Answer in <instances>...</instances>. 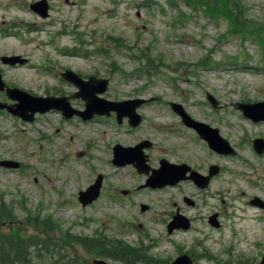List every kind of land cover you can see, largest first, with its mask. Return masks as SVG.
I'll use <instances>...</instances> for the list:
<instances>
[{"label":"rangeland","instance_id":"rangeland-1","mask_svg":"<svg viewBox=\"0 0 264 264\" xmlns=\"http://www.w3.org/2000/svg\"><path fill=\"white\" fill-rule=\"evenodd\" d=\"M35 1L0 0V57L28 58L17 66L0 59L7 84L41 96L68 94L77 87L61 72L71 68L82 76L109 78L104 98L153 101L138 109L145 119L138 128L119 124L115 116L65 120L58 110L26 122L0 109V159L21 163L18 168L0 165V210L3 219L10 210L14 216L0 222V240L19 230L22 237L41 232L49 249L34 252L33 264H92L97 254L81 240L96 237L125 241L149 264H171L185 252L196 255V264H258L264 258V208L250 200L264 199V154L252 142L264 138V121L255 122L234 104L264 101V40L252 27L264 26V0H237L246 27L236 32L227 18L183 0H175L176 5L168 0H48L46 18L31 9ZM0 100L11 102L1 91ZM171 101L219 128L232 146H240L237 155L214 151L182 123ZM84 103L73 100L79 109ZM143 138L154 144L152 167L165 157L206 170L217 164L221 173L203 191L189 181L138 189L148 175L133 165H114L112 149ZM99 173L104 176L101 195L83 206L79 191ZM184 196L198 205L188 206ZM142 203L149 210L142 211ZM178 207L193 218V226L169 234L167 224ZM214 212L220 214L219 228L209 222Z\"/></svg>","mask_w":264,"mask_h":264},{"label":"water","instance_id":"water-1","mask_svg":"<svg viewBox=\"0 0 264 264\" xmlns=\"http://www.w3.org/2000/svg\"><path fill=\"white\" fill-rule=\"evenodd\" d=\"M31 9L46 18L49 16L50 5L48 0H38L30 5ZM27 58L22 55H4L2 61L10 65L24 64L27 62ZM64 78L74 83L78 88L73 98L80 97L86 102V109L84 111L77 110L71 106L68 97L59 96H41L30 93L29 91L19 88L11 87L7 85L3 79V75L0 72V90H6L8 96L12 100H17L15 104H7L0 101V108L7 109L14 115L22 117L24 120L33 121L37 112L45 113L51 109H57L63 111L64 115L71 117L75 114L82 116L85 119L91 118L94 114H110L111 111H116L118 119L121 121L124 116L130 117L132 125H138L141 122V115L137 109L146 101L143 98L136 99H124V100H111L99 96L103 94L109 86V78H102L97 76H90L88 79L82 78L78 73L72 69H67L63 73ZM207 98L214 107H219V100L211 93H207ZM237 108L241 109L245 116L251 118L254 121H264V101L258 102H237L234 104ZM171 106L188 125L196 129L201 138L208 141L211 148L218 152L225 154H235L229 141L224 138L219 128L212 127L211 125L195 120L184 108L181 103L171 102ZM150 145L148 141H144L136 146L125 147L121 144H117L114 147V163L119 166L126 165L127 163H135L140 172L149 173L152 170V175L149 176L147 182L142 186L163 187L165 185H175L182 179H194L200 186L206 187L218 170L216 166H211L210 174L207 176L199 174L197 171L187 164L172 163L167 159L161 160L159 168L153 169L147 163V158L143 153V147ZM254 148L258 153L264 151V139L256 138L254 140ZM136 161V162H135ZM0 165L9 168L20 167V162L12 159L0 160ZM191 170L190 175L188 172ZM103 175L98 174L94 183L90 184L86 189L79 191V200L86 206L95 201L101 194L103 185ZM127 193V190L124 191ZM253 204L259 205L264 208V200L260 197H256L252 200ZM148 206L142 204V210L145 211ZM218 214L210 216L209 222L211 225L220 226L217 219ZM191 227V221L189 217L177 213L173 219L168 223V233L172 234L178 229H189ZM94 264H117L107 261L103 258L94 259ZM172 264H193V259L188 253L178 255ZM230 264H243L241 262ZM259 264H264V258Z\"/></svg>","mask_w":264,"mask_h":264},{"label":"trees","instance_id":"trees-1","mask_svg":"<svg viewBox=\"0 0 264 264\" xmlns=\"http://www.w3.org/2000/svg\"><path fill=\"white\" fill-rule=\"evenodd\" d=\"M151 1V0H147ZM172 5H176L175 0H168ZM187 5L193 7H203L206 12L213 17L223 16L233 24V32L244 31L246 23L243 21L242 6L237 0H183ZM253 32L260 39L264 40V26L252 25ZM149 63L152 62L148 60ZM2 207H6V203L2 202ZM9 207V206H8ZM10 208V207H9ZM8 215L3 219L0 210V222H11L14 218L13 211H8ZM91 240V241H90ZM81 242L89 243V250L97 252L101 256L119 259L124 263L135 264L143 260L149 264L146 258L141 255V250L130 246L123 240H110L105 238H85ZM90 243H93L91 246ZM48 240L42 237L41 232L22 237L20 230L18 234H6L0 240V264H33L34 252L37 254L44 249H49ZM48 247V248H47ZM140 251V252H139ZM39 255V254H38ZM158 264V262H157Z\"/></svg>","mask_w":264,"mask_h":264},{"label":"flooded vegetation","instance_id":"flooded-vegetation-1","mask_svg":"<svg viewBox=\"0 0 264 264\" xmlns=\"http://www.w3.org/2000/svg\"><path fill=\"white\" fill-rule=\"evenodd\" d=\"M6 55H13V54H6ZM2 56H4V55H2ZM2 56L0 57V59H1V61H2ZM28 59V58H27ZM28 61V60H27ZM2 63L3 64H6V65H10V64H7V63H4L3 61H2ZM17 65H19V64H16V65H11V66H17ZM22 65V64H21ZM67 69H71V68H66L65 70H63L62 72H61V76H62V78L66 81V82H70L71 84H73L75 87H77L74 83H72L71 81H69V80H67L66 78H64V76H63V73L67 70ZM73 70V69H72ZM74 71V70H73ZM0 72H1V74L3 75V73H2V71L0 70ZM74 72H76V71H74ZM76 73H78V72H76ZM82 78H84V79H88L90 76H97V75H90V76H88V77H86V76H82L80 73H78ZM97 77H99V76H97ZM102 78H106V77H102ZM3 79H4V76H3ZM5 81V80H4ZM6 83V82H5ZM7 84V83H6ZM7 85H9V84H7ZM9 86H11V85H9ZM11 87H18V86H15V85H12ZM19 88H21V87H19ZM22 89H24V88H22ZM26 90V89H25ZM1 91V93L2 94H6L7 96H8V94H7V92H6V90H0ZM27 91H29V90H27ZM77 91H79V88L77 87V90H74V91H72V92H70V93H62V95H46V96H59V97H68L69 98V101H70V103H71V106L73 107V108H75V109H77V110H80V111H84L85 109H86V102L84 103L85 104V107H84V109H79V108H77L75 105H73V100H75V99H79L80 97H75V98H73L72 96H74V94L77 92ZM30 93H32L31 91H29ZM32 94H35V93H32ZM35 95H38V94H35ZM99 96H101V94H99ZM8 98H9V96H8ZM136 98H143L144 100H146L140 107H142V106H145L146 104H149L150 102H152L153 101V99L152 98H146V97H143V96H137V97H131V98H129V99H136ZM10 99V98H9ZM11 100V102H6V101H3V100H0V101H2V102H5V103H7V104H15V103H17L18 101L17 100H12V99H10ZM84 100V99H83ZM85 101V100H84ZM118 101V100H117ZM120 101V100H119ZM172 102V101H171ZM171 102H170V105H171ZM139 107V108H140ZM172 107V106H171ZM138 108V109H139ZM0 109H2V108H0ZM138 109H137V111H138ZM141 109V108H140ZM2 110H7V109H2ZM53 110H57V109H51V110H49V111H47V112H45V113H40V112H37L36 114H35V116H34V120L33 121H27V120H24L22 117H20V116H17V115H15V116H17V117H20L22 120H24V121H26V122H34L35 121V119H36V117L37 116H39V115H45V114H47V113H49V112H51V111H53ZM174 110V109H173ZM8 111V110H7ZM58 111H60V112H62V114H63V116H64V119L65 120H71V119H83V120H91L95 115H99L100 116V114H94L91 118H89V119H85V118H83L82 116H80V115H78V114H75V115H73V116H71V117H67V116H65L64 115V113H63V111H61V110H58ZM9 112V111H8ZM176 112V111H175ZM11 113V112H10ZM138 113L141 115V122L138 124V125H132L131 124V122H130V117H128V116H124L123 118H122V120L120 121L119 119H118V115H117V112L116 111H111L110 112V114H104L105 116H109V117H111V116H115V118H116V121L119 123V124H123V122H126V123H128V125L131 127V128H138L139 126H141L142 125V123L144 122V115L143 114H141L139 111H138ZM177 113V112H176ZM13 114V113H12ZM178 114V113H177ZM14 115V114H13ZM180 116V115H179ZM180 118H181V121H182V123L186 126V127H188V128H191V129H193L198 135V137L199 138H201V136L199 135V133L196 131V129L195 128H193V127H191V126H188L184 121H183V119H182V117L180 116ZM195 120H197V119H195ZM197 121H199V120H197ZM201 122H203V121H201ZM256 138H262V139H264L263 137H256ZM256 138H254V140L256 139ZM201 139H203V138H201ZM205 140V139H204ZM254 140H253V142H252V144H253V147H254ZM144 141H148L149 143H150V145H147V146H145V147H143V153H144V155L146 156V158H147V163H148V160L150 159V151L154 148V144H153V141L152 140H150L149 138H143V139H140V141L138 142V143H136L135 145H128V146H136L137 144H140V143H142V142H144ZM207 143H208V141L207 140H205ZM230 143V142H229ZM117 144H121V143H116L114 146H113V158H112V162H113V164L114 165H116L115 163H114V157H115V154H114V147L117 145ZM121 145H123V144H121ZM209 145V144H208ZM124 146V145H123ZM128 146H125V147H128ZM232 146V145H231ZM232 148L234 149V151H235V154H231V155H237V153L239 152V150H238V148H240V146L238 147V146H232ZM213 149V148H212ZM214 151H216V152H218L217 150H215V149H213ZM254 150H255V148H254ZM256 151V150H255ZM257 152V151H256ZM218 153H220V154H225V153H221V152H218ZM258 153V152H257ZM258 154H264V151L262 152V153H258ZM226 155H229V154H226ZM162 159H167V158H165V157H162L161 159H159V167H160V165H161V160ZM1 160V159H0ZM167 160H169V159H167ZM170 162H172V163H176V164H187L186 162H173V161H171V160H169ZM136 162V161H135ZM149 164V163H148ZM126 165H133V166H135L136 168H137V166L135 165V163H127ZM126 165H123V166H126ZM150 165V164H149ZM187 165H189V164H187ZM117 167H120L119 165H116ZM151 166V165H150ZM191 168H192V170H194V171H197L199 174H201V175H204V176H207V175H209L210 174V169H211V166H216L217 167V170H218V172L215 174V175H213L212 176V178L210 179V181H209V183H208V185L206 186V187H202V186H200L194 179H182L181 181H179L178 183H176L175 185H165V186H163V187H152V186H142V185H144L146 182H147V179L149 178V176L150 175H152V170H150V172L149 173H146V172H140L139 170H138V168H137V170H138V172L139 173H146L147 175H148V177L146 178V180L144 181V183H142V184H140L139 186H138V189H142V188H147V187H150V188H159V189H166V188H168V187H175V186H178V184L180 183V182H182V181H184V182H186V181H189L191 184H193L197 189H198V191H203V190H206V189H208V187L210 186V184H211V182L213 181V179L216 177V176H218V174H220L221 173V167L219 166V165H217V164H211V165H209V167H208V169L206 170V168L205 167H195V166H192V165H189ZM159 167H152L151 166V168H153V169H156V168H159ZM99 174H101V173H99ZM190 174H192L191 173V170L188 172V175H190ZM103 175V174H102ZM98 176V175H97ZM104 177V176H103ZM97 178V177H96ZM96 178L94 179V182H95V180H96ZM93 182V183H94ZM103 182H104V179H103ZM92 184V183H91ZM103 186V185H102ZM102 190V189H101ZM125 190H127V193H124V191ZM125 190H122V193L123 194H128L129 193V189H125ZM245 192H243V194H244ZM101 195V194H100ZM100 197V196H99ZM98 197V198H99ZM256 197H259V196H254L251 200H250V204H252L253 206H255V207H260L259 205H256V204H253L252 203V200L253 199H255ZM97 198V199H98ZM261 198V197H260ZM96 199V200H97ZM184 201H185V203L188 205V206H191L192 208L193 207H196L197 205H198V202L195 200V199H193V197H190V196H184ZM262 199V198H261ZM95 200V201H96ZM262 200H264V199H262ZM94 202V201H93ZM92 202V203H93ZM142 204H145V205H147L148 206V209L147 210H149V208H150V206L148 205V204H146V203H142ZM142 204L140 205L141 206V210H142ZM260 208H262V207H260ZM147 210H145V211H147ZM143 211V210H142ZM177 213H179V214H181V215H185V216H187V217H189V219H190V221H191V227L189 228V229H191L192 228V226H193V218L192 217H190V216H188L185 212H183L182 211V208L181 207H178L177 209H176V211H175V213L172 215V218L171 219H173V217H174V215H176ZM215 213H217L218 214V216H217V219L219 220V217H220V214H219V212H214L213 214H211L210 216H212V215H214ZM210 216H209V218H210ZM170 222V221H169ZM168 222V223H169ZM219 223H220V226H218V227H215V226H213V227H215V228H219V227H221L222 226V222L219 220ZM211 224V223H210ZM167 227H168V224H167ZM189 229H187V230H189ZM167 230H168V228H167ZM178 230H180V229H178ZM182 230H185V229H182ZM175 231H177V230H175ZM170 234V233H169ZM95 254H97V257L95 258V259H98V258H103V259H105V260H107V261H110V262H114V263H117V264H128V263H124V262H122L121 260H119V259H114V258H111V257H104V256H101L100 254H98L97 252H94ZM185 253H187V252H185ZM183 254V253H182ZM190 256H191V258L193 259V264H196L197 263V261H198V258L196 259V255L193 253H188ZM177 257V256H176ZM175 257V258H176ZM174 258V259H175ZM111 260H113V261H111ZM93 261V260H92ZM173 261V260H172ZM172 261H171V264H172ZM234 262H237V263H239V262H241V261H234ZM234 262H231V263H234ZM93 263V262H92ZM241 263H243V264H246V263H244V262H241ZM94 264V263H93ZM228 264H230V263H228ZM259 264V263H258Z\"/></svg>","mask_w":264,"mask_h":264}]
</instances>
